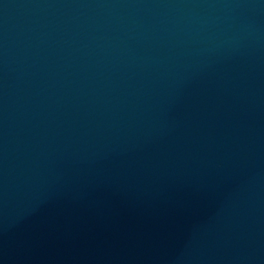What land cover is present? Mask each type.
I'll use <instances>...</instances> for the list:
<instances>
[{"label":"water","instance_id":"obj_1","mask_svg":"<svg viewBox=\"0 0 264 264\" xmlns=\"http://www.w3.org/2000/svg\"><path fill=\"white\" fill-rule=\"evenodd\" d=\"M0 264H264V0H0Z\"/></svg>","mask_w":264,"mask_h":264}]
</instances>
